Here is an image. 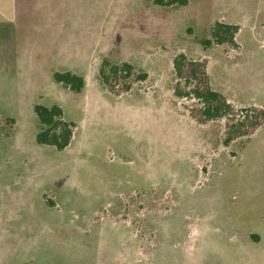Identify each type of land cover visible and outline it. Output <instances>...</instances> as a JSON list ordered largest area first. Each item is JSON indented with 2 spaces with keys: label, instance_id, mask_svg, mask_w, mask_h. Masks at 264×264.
I'll return each mask as SVG.
<instances>
[{
  "label": "rangeland",
  "instance_id": "374dc122",
  "mask_svg": "<svg viewBox=\"0 0 264 264\" xmlns=\"http://www.w3.org/2000/svg\"><path fill=\"white\" fill-rule=\"evenodd\" d=\"M215 22L235 47L202 48ZM263 23L264 0H0V264H264V123L225 146L172 66L205 59L213 90L264 109ZM103 60L147 77L112 95ZM36 104L75 124L64 150L36 144Z\"/></svg>",
  "mask_w": 264,
  "mask_h": 264
},
{
  "label": "trees",
  "instance_id": "16d2710c",
  "mask_svg": "<svg viewBox=\"0 0 264 264\" xmlns=\"http://www.w3.org/2000/svg\"><path fill=\"white\" fill-rule=\"evenodd\" d=\"M152 3L159 7H183L188 0H152ZM237 32V25L215 22L210 30V38L202 40L200 44L203 49L224 44L235 47ZM172 66L176 77L174 95L197 102L196 106L188 109L189 117L199 124L226 120L225 146L237 138H249L264 123V109L254 106L237 109L223 94L210 87L205 59L191 60L180 53L174 57ZM146 77V73H136L127 62L113 64L103 60L98 70L100 83L115 96L129 92L134 83L144 81ZM52 78L74 93H79L84 86L82 76L70 71L53 72ZM33 111L39 125L35 135L36 144L50 146L56 151L64 150L72 139L75 124L63 118V111L58 105L45 107L36 104Z\"/></svg>",
  "mask_w": 264,
  "mask_h": 264
}]
</instances>
